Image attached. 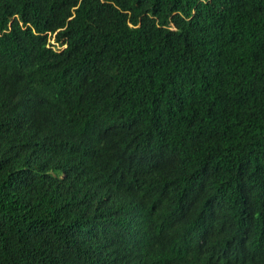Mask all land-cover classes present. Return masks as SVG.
<instances>
[{
    "label": "trees",
    "instance_id": "1",
    "mask_svg": "<svg viewBox=\"0 0 264 264\" xmlns=\"http://www.w3.org/2000/svg\"><path fill=\"white\" fill-rule=\"evenodd\" d=\"M0 264H264V0H0Z\"/></svg>",
    "mask_w": 264,
    "mask_h": 264
},
{
    "label": "rangeland",
    "instance_id": "2",
    "mask_svg": "<svg viewBox=\"0 0 264 264\" xmlns=\"http://www.w3.org/2000/svg\"><path fill=\"white\" fill-rule=\"evenodd\" d=\"M56 47H58V46H56Z\"/></svg>",
    "mask_w": 264,
    "mask_h": 264
}]
</instances>
